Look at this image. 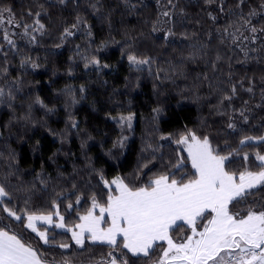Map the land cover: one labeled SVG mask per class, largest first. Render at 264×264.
Wrapping results in <instances>:
<instances>
[{
    "label": "trees",
    "instance_id": "1",
    "mask_svg": "<svg viewBox=\"0 0 264 264\" xmlns=\"http://www.w3.org/2000/svg\"><path fill=\"white\" fill-rule=\"evenodd\" d=\"M130 2L136 5L134 10L125 6L123 0H66L65 4H59L57 0H0V5L14 10L18 22L32 23V17L27 12L29 9L35 11L37 4H43L48 11V16L42 17V22L47 25L46 34L37 35L34 43H30L28 37L21 38L22 27L5 24L10 33H16L12 35L16 49H12L0 34V44L3 45L0 67L8 68V76L0 78V86H4L7 79L19 78L21 91L16 93L15 114L21 115L32 104L33 116L40 122L35 127L24 128L22 124H14L4 129V125L12 119L13 110L0 105V129L4 130L7 150L17 153L23 181L31 182L33 173L47 172L51 177L48 190L41 189L37 184L36 190L30 194V211L39 210L45 214L52 211V201L59 202L55 193L61 187L67 188L70 182L80 185L90 180L95 185L96 177L89 173L87 167L89 160L93 167L103 169L108 178L130 176L145 155L141 152L145 140L155 141L160 134L175 136L187 126L198 133L210 134L214 144H219L221 148L225 140L237 146L244 135H264V82L261 80L264 77V49L260 48L261 41L247 45L258 51H249L246 61L237 45L231 44L228 39L221 43L223 29L237 19L227 11L228 8L235 10L236 0H223L225 13H219L215 6L208 7L204 0H173L174 9L167 0ZM93 3L97 4L98 11L91 8ZM262 3L264 0H247L244 14L249 8L259 11ZM164 11L173 13L171 22L162 15ZM209 12L217 16L215 22L209 18ZM77 15L87 20L92 37L78 32L62 43V29L74 23ZM253 22L257 27L264 25L259 17ZM153 25L160 31L153 34ZM169 27H174L177 33V39L172 44H166L159 38ZM217 29L220 31L217 32ZM185 33L187 39H183L182 34ZM103 42H108L107 46L100 49ZM198 49H202L198 55L203 58L195 62L189 60L188 57ZM128 52L151 56L154 60L152 73L132 70L127 60L122 58ZM4 53H7V62ZM217 53L223 60L212 69ZM93 55L109 67L99 71L93 66L85 68L82 57ZM24 57H31L40 67L21 68ZM157 71L160 72L159 79L156 78ZM204 75L208 76L207 81L203 80ZM165 76L169 78L165 79ZM241 81L243 88L252 86L253 93L243 91ZM208 83L213 85V89L208 88ZM232 83L238 87V96L232 104L237 110L233 114L237 132L227 128L228 116L217 114L214 106L219 95L214 89L227 90ZM69 90L71 96L68 95ZM37 96L54 111L45 114L44 109L33 103ZM73 96L77 103H72ZM154 108L162 109L157 120H153ZM241 108L246 109L247 123L239 116ZM130 112L135 113L131 129H122L110 119ZM69 114L78 122V130L68 127ZM65 132L67 135L63 137L52 134ZM122 135L128 137L125 147L114 148ZM161 143L167 144L164 141ZM176 147L167 146V156L174 158ZM0 150H4V141H0ZM243 150L249 154L247 163L240 157H234L229 169L241 171L248 167L258 170L254 153L259 151L264 154V144L247 145ZM182 154L186 156V153ZM6 170L0 168V172ZM186 171H191L190 165ZM16 183L13 178L12 184ZM256 200L258 203L252 206L259 209L264 201H260V197ZM15 205L24 207L23 194L17 193ZM88 207L89 204L82 202L75 212H67L61 203L60 210L72 226L79 222L78 215ZM244 208L245 205L241 204L234 210ZM0 216L6 217V214L0 212ZM4 225L48 259L55 256L57 261H61L67 257L71 264H96L110 251L108 245L87 241L88 251L85 252L74 245L69 233L56 230H53L56 241L73 244V247L68 250L49 247L19 222L4 219L0 227Z\"/></svg>",
    "mask_w": 264,
    "mask_h": 264
},
{
    "label": "snow or ice",
    "instance_id": "2",
    "mask_svg": "<svg viewBox=\"0 0 264 264\" xmlns=\"http://www.w3.org/2000/svg\"><path fill=\"white\" fill-rule=\"evenodd\" d=\"M57 2L65 4L66 0ZM123 3L133 10L136 7L130 0H123ZM167 3L173 9L176 7L173 0H167ZM204 3L208 7L215 6L219 13H225L226 5L223 0H204ZM246 3L247 0H236L235 10L228 8V13L237 19L223 29L221 36V43L228 39L231 44L240 48L245 61L249 51H258L257 48H248V44L254 45L260 40V48L264 49V25L257 27L253 22L258 17L260 21H264V3L260 4L259 11L249 8L245 15L243 7ZM91 8L98 11L96 3L91 4ZM27 15L32 17V23L18 22L11 7L0 5V34L12 49L17 48L16 41L12 39V35L16 33H10L5 24L22 27L21 38L28 37L30 43L36 42L37 35L46 34L47 25L42 22V17L48 16L45 6L37 4L36 10L29 9ZM162 15L171 22V11H164ZM180 15L183 17V10ZM208 15L212 21L217 20V16L211 12ZM158 31L160 30L153 25L151 32L155 34ZM216 31L219 32L220 29ZM78 32L92 37L91 26L79 15L74 23L62 29L61 42L76 36ZM182 36L183 39L188 38L186 33ZM159 38L166 44H172L177 39V33L174 27H169ZM107 43L103 42L100 49L106 47ZM2 50L3 45L0 44V51ZM201 51L202 49H198L188 59L193 62L202 59L198 55ZM4 55L7 62V53ZM82 58L85 60V68L93 66L99 71L109 67L101 64L95 55ZM122 58L127 60L132 70L152 73L154 60L151 56L128 52ZM222 60L223 57L217 53L216 62L211 64V68L215 69L216 63ZM26 66L33 69L40 67L31 57L21 60L20 67ZM7 76L8 68L0 67V78ZM156 78H160L159 71ZM168 78L165 76V79ZM203 80L207 81L208 76L204 75ZM261 80L264 82V77ZM208 88L213 89V85L208 83ZM240 88L253 93L252 86L243 88V81L240 82ZM80 90L83 92V87ZM20 91L19 78L7 79L5 85L0 86V105L13 110L12 119L4 125V129L14 124H22L24 128H28L40 123L33 116L32 104L21 115L15 114L16 93ZM214 91L219 93L214 105L217 114L228 116L227 128L237 132V125L233 122V114L237 110L232 107L238 96L237 85L232 83L227 90L217 87ZM68 95H72L71 90ZM33 103L44 109L45 114L54 111L38 96ZM72 103H77L74 96ZM161 111L160 108L153 109V120L159 118ZM245 113L246 109L239 110V116L247 123L248 116ZM134 117L135 113L130 112L110 119L115 120L122 129H131ZM68 127L73 130L79 128L71 114ZM49 131L51 132L50 129ZM52 134L62 137L67 135L66 132ZM127 139V136L122 135L113 147L123 149ZM0 141H4V150H0V168L7 169L0 172V212L6 214V217L0 216V223L4 219L19 222L35 233L43 245L62 250L72 248L73 244L56 241L54 231L50 236L49 229H61L70 233L74 245L85 252L88 251L86 240L92 244L108 245L110 251L106 257L96 261V264H264V203L259 209L252 206L258 203L256 197L264 201V154L259 151L254 153V159L258 162L256 171L248 167L241 171L229 169L234 157H240L247 163L249 154L243 150L244 146L264 144V135H244L237 146H232L225 140L224 147L221 148L219 144H214L210 134L198 133L187 126L175 136L171 133L160 134L155 141L145 140L141 149L145 155L130 176L116 175L108 178L103 169L93 167L89 160V173L96 177L97 183L93 185L90 180L80 185L70 182L67 188L61 187L55 193L59 202L53 200L52 211L46 214L39 210L30 211L28 205L31 202L30 194L36 190L37 184L41 189L48 190L50 175L47 172L33 173L34 179L31 182L23 181L18 155L15 151L7 150L3 129H0ZM63 142L61 139V143ZM169 145L177 146L174 158L167 156L165 152ZM182 153H186V156ZM189 165L191 171H186ZM13 178L16 184H12ZM17 193L23 194V208L15 205ZM82 202L89 204V207L84 214L78 215L79 222L69 227L65 223V216L61 214V203L64 204L65 211L75 212ZM241 204L245 205L243 210H234ZM38 222L44 226L43 230L37 226ZM0 264H71V260L64 257L57 261L55 256L48 259L4 225L0 227Z\"/></svg>",
    "mask_w": 264,
    "mask_h": 264
},
{
    "label": "rangeland",
    "instance_id": "3",
    "mask_svg": "<svg viewBox=\"0 0 264 264\" xmlns=\"http://www.w3.org/2000/svg\"><path fill=\"white\" fill-rule=\"evenodd\" d=\"M82 214H84V212L80 213L79 215H82ZM65 223L68 224L69 227H71V225H69V223L66 222V219H65ZM37 226L40 227L41 230H43V227H44V226L42 225L41 222H38V225H37ZM27 230H29V229H27ZM53 230H56V231H63V230H61V229H49V234H50V236L52 235V233H53L52 231H53ZM29 231H31V230H29ZM33 234L36 236L35 233H33ZM69 234H70V233H69ZM70 235H71V234H70ZM24 242H25V241H24ZM86 242H87V240H86ZM25 243H26V242H25ZM26 244H28V243H26Z\"/></svg>",
    "mask_w": 264,
    "mask_h": 264
}]
</instances>
